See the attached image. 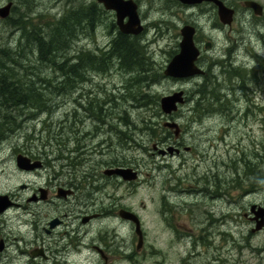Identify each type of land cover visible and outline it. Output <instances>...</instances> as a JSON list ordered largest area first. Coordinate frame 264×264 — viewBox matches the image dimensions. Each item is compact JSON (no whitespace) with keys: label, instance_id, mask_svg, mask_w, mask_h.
Instances as JSON below:
<instances>
[{"label":"rangeland","instance_id":"rangeland-1","mask_svg":"<svg viewBox=\"0 0 264 264\" xmlns=\"http://www.w3.org/2000/svg\"><path fill=\"white\" fill-rule=\"evenodd\" d=\"M24 1L18 12L32 7L28 12L32 21L40 24L38 15H42L47 28L54 19L70 11L78 18V11L85 9L82 0L77 6H67L66 0ZM135 1L145 26L144 32L135 38L147 46V56L152 60L149 74L156 80L151 92L159 96V103L161 97L175 91L184 90L187 95L200 80H174L165 76L164 70L179 52L183 25L192 19L202 25L203 19L197 9H188L173 0ZM77 18L74 21L77 26L73 24L79 28ZM112 19V14L100 13L96 33L85 30L83 34L80 30L67 55L109 47ZM21 33L22 30L0 23V50L10 53L7 66L16 67L20 77L27 75L24 82H35L45 96L49 92L43 88L45 79L55 78L57 82L62 78H56L53 68L39 62L37 46ZM15 58L23 64L15 63ZM89 77V81L72 91L59 90L61 95L52 87L54 94L50 91L53 95L44 98L52 103V113L7 105L6 99L0 98V119L9 114L16 118L8 126L0 127V195L11 194L14 202L21 205L0 215L1 238L11 244L8 255H21L20 250L28 248L27 244L34 238L31 227H40L41 211L53 214L51 205L30 204L28 198L48 179L62 172V165H68L64 175L76 178L84 174L82 171L95 175L92 189L96 192L97 208L111 193L140 217L146 238L144 259L139 264H264V228L252 232L254 225L244 216L250 212L251 204L264 203V186H253L256 177L264 176V110L260 108L264 107V98L258 97V102L263 103L248 118L244 115L249 104L240 100L236 104L240 111L234 110L233 119L217 113L201 121H192V104L185 102L174 116L183 130L176 140L173 131L161 128H165L163 123L168 120L162 111L156 115L153 111L137 109L122 97L131 74L121 66L91 73ZM99 109H102L101 117L94 119V112ZM90 111L93 118L87 115ZM144 118L154 124L155 130L141 129ZM176 144H181V154L158 152ZM76 145L84 147L82 156ZM20 153L47 162L48 166L38 171H23L16 162ZM76 157L88 162L81 169L71 167ZM114 161L137 170L138 180H108L104 170L117 165ZM255 173L260 174L255 176ZM205 177L210 185L220 187V197L209 199L195 191L210 186L202 181ZM24 184L26 189L21 188ZM103 186L105 193L101 190ZM28 207L36 212L35 216L26 213ZM210 209L214 219L223 217L221 227L216 225L218 222L211 227L206 215ZM94 226L98 227L97 222ZM126 235L128 248H134L135 229L131 224L127 225ZM3 262L10 259L5 257Z\"/></svg>","mask_w":264,"mask_h":264},{"label":"flooded vegetation","instance_id":"flooded-vegetation-1","mask_svg":"<svg viewBox=\"0 0 264 264\" xmlns=\"http://www.w3.org/2000/svg\"><path fill=\"white\" fill-rule=\"evenodd\" d=\"M79 1L66 0L67 6L77 5ZM173 1L188 9H197L203 19L202 25L194 19L185 24H191L196 28L194 42L200 50L196 65L202 70L201 74L185 79L198 78L200 80L197 83L196 90L187 92V95L184 91L185 101L192 104V121H201L202 118L211 117L217 113L233 119L234 110L241 103L240 100L249 104L244 115L245 118H248L249 115L255 112L256 106L260 107L263 103L262 100L258 102V97L264 98V0H218L227 8L223 11L228 17L226 22L222 19L219 4L215 1L205 0L197 4H183L179 0ZM82 2L81 6L87 9L88 25L82 28L78 26L79 28L75 30L78 32L76 36H80V30L83 34H85V30H89V34H95L99 27L100 13H110L113 15L109 31L112 35V41L109 47L99 49L109 51L120 33L123 34L117 23V12L107 10L98 0H82ZM22 3L26 2L24 0H4L0 4V10L7 6L10 7L7 16L2 17L0 14V23L7 25L9 28L23 30V38H30V34L36 31H40L41 35L46 37L48 28L46 27V21L43 22V16L38 15L40 25H36L28 13L32 11V7L28 6L25 12H18V8ZM96 7L99 8L98 11ZM17 13L18 16H16ZM124 21L127 22L128 18ZM127 36L133 37L131 35ZM99 50L92 52L97 53ZM199 104L205 109L203 113H198L195 110V107H198ZM213 105L217 107L214 108ZM260 108L262 111L264 110V107L261 106ZM237 110L240 111L239 108ZM87 115L91 118L94 117V119L100 117L97 115L92 117L91 111ZM76 122L78 121L76 120ZM165 130L168 132L173 131L170 128H165ZM182 132L179 137H176V140L181 137ZM169 141L171 142V140ZM174 146L180 151H175L173 154H181V144ZM75 148L81 156L84 154L82 145H76ZM187 150L190 151L191 148L188 147ZM33 160L36 159L33 158ZM87 162L86 159L76 157L72 160L71 167L81 169V166ZM47 166L48 163L42 161V167L38 170ZM62 167V172H58L54 177L48 179L28 198L30 204L34 202L39 205H51L53 214L40 212V227H31L34 238L27 244L28 248L25 247V249L20 250L22 256L8 255L11 244L6 239L1 238L0 232V263L139 264L144 259L146 233L143 230V243L139 247V237L135 232L136 244L134 245L133 241L132 246L134 245V248H128L126 228L128 224H131L135 229V224L120 215L122 210H128L127 206L121 202V199L108 193L107 201L99 200L102 203L97 208L96 192L92 189L95 175L91 172L82 171L83 175L74 178L71 174L64 175L68 165H62ZM117 167L127 166L118 165L117 163V165L110 168ZM38 170L35 169L34 171ZM77 178L79 180H76ZM107 179L128 182L119 175H107ZM202 181L204 184H211L207 177ZM211 186H213V190H211ZM104 187L96 188H101L102 193H105ZM21 188L26 189L27 184L22 185ZM219 189L220 187L217 185H210L195 191L201 192L206 198L209 196V199H214L222 195L219 193ZM9 197L12 205L2 213L3 215L7 214V211L11 208L21 206L14 202L11 194H9ZM254 204L264 207L263 202L253 203L250 212L244 213V216L256 227L255 213L251 210ZM184 206L185 202H183ZM211 212V209L206 212L211 227L215 222H218L216 225L221 227L224 221L223 217L214 219L211 217ZM26 213L36 215V212L29 209V207ZM96 222L97 228L94 226ZM252 232L256 231H253L252 228ZM15 239L19 238L15 237ZM20 240H24L23 237ZM6 253L7 255H5ZM5 257H8L10 262H3Z\"/></svg>","mask_w":264,"mask_h":264},{"label":"trees","instance_id":"trees-1","mask_svg":"<svg viewBox=\"0 0 264 264\" xmlns=\"http://www.w3.org/2000/svg\"><path fill=\"white\" fill-rule=\"evenodd\" d=\"M98 9L99 8L96 7L97 11ZM79 13L80 15L78 18L74 17V11H70L68 15L60 19H54L48 24L46 37H43L40 31L30 34V38L27 37V39L39 49V62L53 68L54 72L57 74L56 78H62L57 82L55 78L45 79L43 88L49 91L46 93L47 96H44L42 91H39V87L36 86L35 82L32 81L30 84L23 81L26 80L27 75L20 77V71H18L16 67L7 66L8 60H11L9 56L10 53L1 49L0 98L6 99L7 105L10 103V105L20 108L38 111L44 110L52 113L54 110L53 105L49 101H44L45 97L53 95L55 91L57 95H61L60 92L67 93L72 91L79 84L89 81L91 73L107 72L109 69L111 70L115 64H119L122 69L126 70L128 74H131V81L129 83L128 80V84L125 85L126 87L124 88L126 94L122 92V94H124L122 97H127V101H130L137 109L153 111L154 114L161 115L159 96L153 94L150 89L156 82L154 77L149 74L152 69L148 66L152 63V60L149 55L147 56V46L136 41L135 37L120 33L109 51L100 50L101 52L99 51L97 53L92 51H81L74 54L75 56L67 55L72 42L77 37L76 33L78 34V32L75 31L77 23H74V21H77L76 18L79 20L78 22L80 25L78 26L80 28L87 27L88 25L87 9L81 8L77 14ZM24 37H26V35H24ZM8 50L11 52L10 49ZM14 62L18 65L23 64L16 59H14ZM52 87L55 88V91ZM59 90L61 91L59 92ZM50 91H52L53 94L50 93ZM48 103H50V105ZM198 107H195L198 113H203L205 111L200 104ZM101 112L102 109H99V111H95V114L100 116ZM12 119L13 122H15L16 118L12 114L6 115L4 120L0 119V127L3 128L4 126H8ZM145 119L146 118L142 121L143 123L145 122L144 128L141 129L155 130L154 124H150V121ZM125 121L129 123L128 119H125ZM161 128L164 129L163 127ZM68 157L69 156L66 158ZM259 174L260 173H255V176ZM256 179L257 182L253 185L255 188L264 186V176L256 177Z\"/></svg>","mask_w":264,"mask_h":264},{"label":"water","instance_id":"water-1","mask_svg":"<svg viewBox=\"0 0 264 264\" xmlns=\"http://www.w3.org/2000/svg\"><path fill=\"white\" fill-rule=\"evenodd\" d=\"M103 3L108 10H115L117 12V23L120 30L124 34L140 35L144 31V26L138 12V4L134 0H98ZM183 4H197L202 3L205 0H179ZM215 1L220 6V13L222 19L226 22V14L223 12L227 8L218 0ZM7 6L0 10L2 17L8 15ZM223 9V10H222ZM128 18V21L124 20ZM196 33L195 26L191 24L184 25L181 29L182 39L180 41L179 52L176 53L167 67L164 70V75L175 80H184L192 76H196L202 73V70L196 65V61L200 55V50L194 42V36ZM160 104L163 113L166 116L172 115L180 110L181 105L185 104V92L184 90L175 91L170 95L161 97ZM164 127L170 128L174 131L176 137L181 134V127L177 121L166 120L163 123ZM156 149L157 146H154ZM175 151H179L175 146H169L166 150L159 149L160 154H173ZM17 166L21 170L33 171L42 167L41 160H33L31 157L19 154L16 157ZM106 175L113 176L119 175L126 181H136L139 178V173L132 167H117L108 168L104 171ZM65 194V193H64ZM12 205V201L9 195H0V214L5 212L9 206ZM258 208V210H256ZM255 213V219L257 220L256 227L253 231L261 230L264 227V207L254 204L251 209ZM122 218L133 222L136 226V233L139 236V247L143 243V230L141 226V220L139 216L130 210H122L120 212Z\"/></svg>","mask_w":264,"mask_h":264},{"label":"bare ground","instance_id":"bare-ground-1","mask_svg":"<svg viewBox=\"0 0 264 264\" xmlns=\"http://www.w3.org/2000/svg\"><path fill=\"white\" fill-rule=\"evenodd\" d=\"M28 5H29V4H28ZM75 6H77V5H75ZM31 10H32V9H31ZM35 13H36V12H35ZM86 20H87V19H86ZM28 21H29V20H28ZM29 22L31 23V21H29ZM27 25H28V24H27ZM36 25H37V24H36ZM39 25H40V24H39ZM117 26H118V25H117ZM117 26H116V27H117ZM20 29H21V28H20ZM119 29H120V28H119ZM43 30H44V28H43ZM117 30H118V29H117ZM22 31H23V30H22ZM21 34H22V33H21ZM114 37H115V36H114ZM63 39H64V38H63ZM6 45H7V44H6ZM89 49H90V48H89ZM93 51H96V50H93ZM99 51H100V50H99ZM74 52H75V51H74ZM84 52H85V51H84ZM100 52H101V51H100ZM97 55H98V54H97ZM74 56H75V55H74ZM100 56H101V55H100ZM16 58H17V57H16ZM16 58H15V59H16ZM72 59H73V58H72ZM16 60H17V59H16ZM74 61H75V60H74ZM115 66H116V65H115ZM113 67H114V66H113ZM10 69H11V68H10ZM113 70H114V69H113ZM113 70H112V71H113ZM109 71H110V69H109ZM16 72H17V71H16ZM107 72H108V71H107ZM102 74H103V73H102ZM135 75H136V74H135ZM132 77H133V76H132ZM41 78H42V77H41ZM129 79H131V77L128 78L127 81H128ZM133 80H134V79H133ZM23 81H25V80H23ZM129 81H130V80H129ZM132 82H133V81H132ZM129 83H130V82H129ZM125 87H126V86H124V88H125ZM217 89H218V88H217ZM210 90H211V89H210ZM219 90H220V89H219ZM219 90H218V91H219ZM193 91H194V90H193ZM124 94H126V93H124ZM124 94H123V96H124ZM221 94H222V93H221ZM126 98H127V97H126ZM220 99H221V98H220ZM206 102H207V101H206ZM110 103H111V102H110ZM211 103H212V102H211ZM9 104H10V103H9ZM0 108H1V107H0ZM198 108H199V107H198ZM13 109H14V108H13ZM110 109H111V108H110ZM110 109H109V110H110ZM202 109H203V108H202ZM208 109H209V108H208ZM225 112H226V111H225ZM2 114H3V113H2ZM34 115H36V114H34ZM197 115H198V114H197ZM9 117H10V116H9ZM29 117H30V116H29ZM124 119H125V118H124ZM150 126H151V125H150ZM17 127H18V126H17ZM18 129H19V128H18ZM18 129H17V130H18ZM128 130H129V129H128ZM146 130H148V129H146ZM149 131H150V130H149ZM16 132H17V131H16ZM5 134H6V133H5ZM5 134H4V135H5ZM150 134H151V133H150ZM6 135H7V134H6ZM6 135H5V136H6ZM123 135H124V131H123ZM2 136H3V135H2ZM2 136H1V137H2ZM126 138H127V136L125 137V139H126ZM132 140H133V139H132ZM128 141H129V140H128ZM2 142H3V141H2ZM175 147H176V146H175ZM176 148H177V147H176ZM166 149H167V148H166ZM179 151H180V150H179ZM73 152H74V151H73ZM75 152H76V151H75ZM71 153H72V151H70V154H71ZM59 158H60V157H59ZM37 170H38V169H37Z\"/></svg>","mask_w":264,"mask_h":264}]
</instances>
